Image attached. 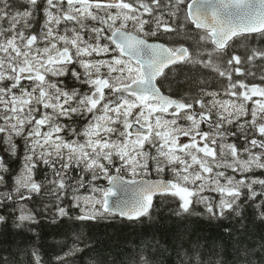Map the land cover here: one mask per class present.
Listing matches in <instances>:
<instances>
[{
    "label": "snow or ice",
    "instance_id": "obj_1",
    "mask_svg": "<svg viewBox=\"0 0 264 264\" xmlns=\"http://www.w3.org/2000/svg\"><path fill=\"white\" fill-rule=\"evenodd\" d=\"M164 36L194 44L147 39ZM176 65L211 70L218 87L165 94ZM0 153V208L20 222H36L19 203L34 197L95 221L140 220L157 195L176 215L264 220V0H0Z\"/></svg>",
    "mask_w": 264,
    "mask_h": 264
},
{
    "label": "trees",
    "instance_id": "obj_2",
    "mask_svg": "<svg viewBox=\"0 0 264 264\" xmlns=\"http://www.w3.org/2000/svg\"><path fill=\"white\" fill-rule=\"evenodd\" d=\"M147 39H159L170 46L194 44L192 39L175 36ZM166 73L160 87L176 99L185 94L196 95L201 87H218L213 83L215 73L198 65H176L174 71ZM21 165L19 157L10 162L13 177ZM151 175L167 177L166 172ZM36 178L43 179V173ZM170 178L172 174L167 177ZM97 183L106 187L107 180ZM19 203H27L36 222H20L17 219L20 213L11 203L7 210L0 208V215L5 217L0 222V264H36L37 256L40 264H142L144 257L150 259V264H264V220L249 208L243 210L242 216L228 214L219 219L210 218L202 205H196L194 210L202 214L176 215L179 202L174 197L160 195L150 215L140 220L109 216L81 221L75 219L81 213L71 207L69 199L65 200L70 209L66 217H56L50 197H34L32 201ZM74 242L83 250L65 256Z\"/></svg>",
    "mask_w": 264,
    "mask_h": 264
},
{
    "label": "water",
    "instance_id": "obj_3",
    "mask_svg": "<svg viewBox=\"0 0 264 264\" xmlns=\"http://www.w3.org/2000/svg\"><path fill=\"white\" fill-rule=\"evenodd\" d=\"M150 42H155V41H150ZM163 43V42H162ZM159 81V80H158ZM158 83V82H157ZM163 92V91H162ZM127 180V179H126ZM158 180H161V179H158ZM158 196V195H157Z\"/></svg>",
    "mask_w": 264,
    "mask_h": 264
},
{
    "label": "flooded vegetation",
    "instance_id": "obj_4",
    "mask_svg": "<svg viewBox=\"0 0 264 264\" xmlns=\"http://www.w3.org/2000/svg\"><path fill=\"white\" fill-rule=\"evenodd\" d=\"M166 173H169V172L166 171Z\"/></svg>",
    "mask_w": 264,
    "mask_h": 264
}]
</instances>
